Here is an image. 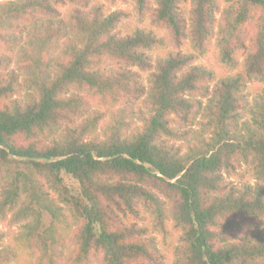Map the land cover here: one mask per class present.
Masks as SVG:
<instances>
[{
	"label": "trees",
	"instance_id": "obj_1",
	"mask_svg": "<svg viewBox=\"0 0 264 264\" xmlns=\"http://www.w3.org/2000/svg\"><path fill=\"white\" fill-rule=\"evenodd\" d=\"M106 1L0 0V264H264V0Z\"/></svg>",
	"mask_w": 264,
	"mask_h": 264
},
{
	"label": "rangeland",
	"instance_id": "obj_2",
	"mask_svg": "<svg viewBox=\"0 0 264 264\" xmlns=\"http://www.w3.org/2000/svg\"><path fill=\"white\" fill-rule=\"evenodd\" d=\"M107 10L108 13H112L116 10L122 9V10H127L133 9V2H129L128 4H122L118 3L114 6L110 5L106 0H101ZM143 23L140 20V17L137 14H132V17L125 21L123 23V28L124 29H130L134 28L136 26H141ZM208 61L212 62L216 68L223 69L225 70L224 66L217 60V58L214 55H210ZM110 121V118L105 120L104 124H107ZM248 173L246 174L245 178L248 181L254 182L253 176L247 171ZM63 179L65 183L70 186L71 188L78 189V183L73 180L70 176L63 174ZM25 223H13L11 221V214H8L5 218H0V235L3 237V241L5 245H13L15 244L16 241H18L17 237L20 234V232L23 230V225ZM159 240L162 242V238L159 236ZM163 246V245H161ZM178 246V238H173L170 242L166 244L167 249L169 248L170 251L167 252L168 258H167V264H171L173 260V252ZM83 264H100V258L98 256H95L93 253L89 256L88 260H84Z\"/></svg>",
	"mask_w": 264,
	"mask_h": 264
}]
</instances>
